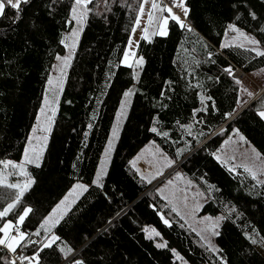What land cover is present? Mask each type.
<instances>
[{"label": "trees", "instance_id": "16d2710c", "mask_svg": "<svg viewBox=\"0 0 264 264\" xmlns=\"http://www.w3.org/2000/svg\"><path fill=\"white\" fill-rule=\"evenodd\" d=\"M141 1L107 0L105 4V0H94L89 5L91 11L64 71L41 166L26 165L25 178L32 183L20 203L0 219V227L6 221L15 224L18 214L31 208L19 229L31 240L43 238V232L40 237L31 233L73 185L82 183L87 190L50 233L60 240L40 252V264H68L59 251L65 245L84 264H264V246L245 238L253 230L264 235V183L240 169L229 171L216 159L222 143L236 131L264 159V120L257 115L264 93L254 99L244 94L247 103L238 106L240 84L223 71L231 66L245 76L252 74L264 68V56L235 44L221 48L230 44L225 37L233 24L260 41L258 47L264 51V31L260 30L264 0H184L185 28L170 20L165 36L138 43L136 57L144 63L137 81L134 67L123 66L121 59ZM50 5L51 0H31L23 6L19 21L0 18V172L7 173L1 175L8 183H24L11 167L5 169L4 162H14L19 155L28 125L35 122L46 72L64 54L61 41L73 23L72 0ZM6 11L10 17L12 12ZM132 88L134 94L106 161L103 187H97L94 181L123 94ZM201 94L213 98L216 110L209 107L208 112L198 113L197 119L203 122L196 123L192 113L202 106ZM234 108L236 115L225 120L224 114ZM190 123L191 136L181 127ZM153 127L168 136L152 132ZM151 141L173 166L183 161L175 170L205 198L199 215L223 217L214 238L217 253L208 251L159 199L160 183L149 190L155 181L141 179L131 167V160ZM12 191L0 188V210L11 202L5 194ZM38 247L21 246L17 251L31 256ZM8 259L9 251L0 246V264Z\"/></svg>", "mask_w": 264, "mask_h": 264}, {"label": "rangeland", "instance_id": "374dc122", "mask_svg": "<svg viewBox=\"0 0 264 264\" xmlns=\"http://www.w3.org/2000/svg\"><path fill=\"white\" fill-rule=\"evenodd\" d=\"M164 1H167L168 4H166ZM153 0H148L147 3H144V13L143 15H140L139 11L135 18L134 24L132 28L130 29V37L129 40L132 41L131 46V52L135 54V56L129 57V64H132V67H134V72H139L141 67L136 66V59H139L136 57V50L138 43H140V40H142V37L147 36V39L149 40L156 34L161 26L163 25V20L165 17L168 16L166 11H162L161 9L165 6L172 7L173 0H155V2L160 5V8L158 9H152L151 3ZM143 3V0L141 1ZM185 4V3H184ZM173 13L176 15H179L181 20L185 18L183 11L180 8L173 7L172 8ZM149 14L152 15V21L149 22L148 16ZM139 15V26L136 25V19ZM171 19H168V22ZM72 27L71 30L68 33L64 34V45H68V47H65L64 54L60 57H69L70 59L72 57V53L74 51V46L77 41V37L79 35V31H81L82 23L77 24L76 21L72 20ZM166 29V33L168 32V23L166 26H164ZM133 29H135V32H133ZM145 29L147 30L145 32ZM76 32L77 35L73 36L72 33ZM161 36V35H158ZM165 36V35H163ZM248 36V35H245ZM250 37V36H248ZM226 42L230 44L235 45H241L243 44L245 48H253L257 47L255 45H251L247 43L244 40V37L240 36L239 33L231 32L229 29L226 34ZM129 40L126 46L125 51H129ZM259 50L263 51L262 48H259ZM123 57L121 59V64L123 66H126L122 63ZM70 62V60H69ZM69 62L67 66L69 65ZM67 66H64V62L62 60H55V63L53 64V67L50 72H46V76L44 79L43 87L41 89V95L39 99V102L35 108L34 116H33V125H28V131L26 133V136H24L23 142L21 144V147L19 149V155L16 160L9 161L11 163L16 164V168H11L12 172H17L15 176H21L23 180V184L27 183L29 180L28 178H25V174L21 172V168H23V171L25 173V167L27 164L25 162L24 158V152L26 148H29L30 150L32 148H36L37 150L43 149V152L45 150L46 142L43 138L46 136L49 132L53 116L56 111L57 106V98L60 94V90L63 84V77H64V71L66 70ZM128 68V66H126ZM63 68V73H61L60 69ZM248 77L242 80L240 84V96L241 101H244V94L249 99H254L258 96V94L264 93V68L258 69L252 74L247 75ZM52 80V84L49 85L48 81ZM133 90V88L131 89ZM244 91V92H243ZM248 92H252L254 95L250 97L248 95ZM48 97V102H45V98ZM131 97H129L127 101V106L123 111V114H121V107L118 111V117L117 122L115 124L114 129L116 130L117 134V128L119 121L122 119L123 115L125 114L129 103H130ZM124 101V99H123ZM43 109V111H42ZM47 128L48 131H44V129ZM113 129V130H114ZM35 130V131H34ZM116 135H112L108 141L107 147L105 148V153L102 158L101 165L99 167L98 172H103L106 170V164L108 157L110 155V152L112 150V146L115 142ZM31 141V143H29ZM111 143V150L108 151L109 144ZM222 148L220 152L217 153L216 157H219V160L226 168H234L240 169L242 171H245V167L250 169V171H245L249 173L251 176L254 173L257 177V181H264V159L261 157V155L257 152V150L252 147L249 143L245 142L241 139L240 135L235 134L234 136L229 137L227 140L222 143ZM42 152V153H43ZM107 152V155H106ZM29 155H32V152H29ZM234 157V159H233ZM169 160L163 154L159 148L155 145L154 142H149L146 144L138 153L137 155L131 160V167L136 170L139 175L143 176L145 180H151V182L155 181L151 187L159 184L157 187V192L159 199H162L164 201L165 205L170 208V210L173 211V208L176 211H173L181 221L185 224V226L195 232L199 239L201 240L202 244L207 248L208 251L213 252L209 250V245L214 247L216 249V245L214 243L215 235H213V231L218 232L221 219H219V226L216 227V222L218 218H221V216L217 217H211V216H200L199 212L200 209L203 206L204 203V195L197 189L192 182L184 176L179 170L177 169V165H174L171 163V166H169ZM11 167V166H9ZM169 167H172L171 170L166 171ZM2 169H0L1 171ZM234 170V171H235ZM173 171V172H172ZM233 171V172H234ZM172 172V173H171ZM7 175V173H1L0 177H5L4 175ZM11 175V174H10ZM171 181V183H169ZM76 185H84L82 183H77L72 186V188L67 191V193L63 196V198L57 202V204L51 209L49 215L55 213L54 218L63 217L74 205L76 200L81 196V194L84 193L79 188H75ZM86 186V185H84ZM87 187V186H86ZM75 188V191L73 189ZM67 197V199H65ZM63 202V203H62ZM44 218V219H45ZM43 219V220H44ZM42 220V221H43ZM61 218L59 219V221ZM41 221V222H42ZM7 222V221H6ZM41 224V223H40ZM39 224V225H40ZM51 224V222H50ZM57 224H55L54 227H56ZM3 226V225H2ZM54 227H51L50 232L48 233L49 236ZM39 228V226H38ZM38 230V229H37ZM41 232H43L41 230ZM44 233V232H43ZM15 231L11 233V235H15ZM45 234V233H44ZM3 237V233H2ZM6 249V248H5ZM7 250V249H6ZM8 251V250H7ZM217 253V251L213 252ZM264 254V252H263Z\"/></svg>", "mask_w": 264, "mask_h": 264}, {"label": "snow or ice", "instance_id": "6c2138e0", "mask_svg": "<svg viewBox=\"0 0 264 264\" xmlns=\"http://www.w3.org/2000/svg\"><path fill=\"white\" fill-rule=\"evenodd\" d=\"M31 2V0H0V18H10L12 20L13 23L19 21L21 19V14L24 11V7L28 5ZM59 2V0H51V5H55ZM94 0H72V5L70 8V13H71V19L76 21L77 24H81L82 21L87 17L89 11H91V9L89 8L90 4H93ZM148 0H143V3H141L140 8H139V13L140 15H143L144 13V3H147ZM107 3V0H105V4ZM176 7V8H180L183 13L184 16L187 17L188 14V8L185 6L184 4V0H173L172 3V7H168L165 6L164 8H162V11H166L168 16L164 18L163 20V25L166 26L168 23V19L170 18L171 20L175 21V23L177 25H179L181 28H185L186 25L184 24V22L181 20L179 15H176L175 13H173L172 8ZM151 8L152 9H158L160 8V5H158L155 0H153V2L151 3ZM9 10L12 12V15L9 17L8 15V11ZM249 15L253 18L256 19V15L254 12H249ZM152 15L149 14L148 16V20L149 22L152 21ZM237 19H239V17H237ZM136 25L139 26V15L136 19ZM164 26H161V28L159 29V31L156 33L158 35H166V29ZM228 29L231 32L234 33H239L240 36L244 37V40L251 44V45H255L257 47H253L251 49H247L249 51H253L256 53L257 56H264V51L259 50V44L260 41L245 36V34L240 31L238 29V27H236L233 24H229L228 25ZM189 31H191V28L188 29ZM261 31H264V28L260 29ZM147 30L145 29V32ZM133 32H135V29H133ZM73 36L77 35L76 32L72 33ZM142 39H147V36L142 37ZM61 43H63V41H61ZM131 46H132V41L129 40V51H125L123 54V61L122 63L125 64L128 67H132V64H129V57L130 56H135L134 53L131 52ZM231 44H223L221 45V48H228L231 47ZM239 47H244L243 44L238 45ZM65 47H68V45H65ZM209 60L212 59V53H209L208 56ZM57 60H62L64 62V66H67L69 60H70V56L69 57H60L57 56L56 57ZM213 63H215V61H212ZM136 66L140 67L143 65L144 60L143 58H139L136 59L135 61ZM61 73H63V68L60 69ZM224 73H226L228 76H231L233 79H235V83L236 84H241V80L239 78H236L235 76V72L234 69L231 66L225 67L223 69ZM134 78L139 81V72L135 73ZM217 79H219V77H217ZM49 85L52 84V80L48 81ZM133 91L130 89L126 92H124V101L121 104V114H123L124 109L127 106V101L129 99V97H131L133 95ZM161 96L165 95L164 91H161L160 93ZM248 95L250 97H252L254 94L252 92H248ZM199 100H200V104L202 105L200 108H196L193 110L192 113V117L193 120L196 123H202V119L198 120L197 119V114L198 113H206L209 111V107H211V109L213 111L216 110V106H215V102L213 100V98L211 96H204V95H200L199 96ZM208 101H211V105H209ZM45 102H48V97L45 98ZM243 103H247V101H240L237 100V105L238 106H242ZM43 111V109H42ZM237 109L234 108L232 111L227 112L224 114V119L228 120L233 118L236 115ZM54 114V113H53ZM257 115L260 117V119L264 120V101L261 102V107L260 109H258L257 111ZM181 127H183L186 132L188 133L189 136L192 135V128H193V124H187V125H181ZM89 128H91V124L89 125ZM35 131V130H34ZM44 131H48L47 128L44 129ZM152 132L157 133L158 135H163L165 137L168 136L167 132H163V133H159L157 131V128L153 127L151 129ZM223 131V130H222ZM235 134L238 135V131L235 132ZM116 135V130H113V136ZM200 135H203V133H200ZM85 136H87V133H85ZM195 139V137H193ZM45 141L47 140V137L45 136L43 138ZM241 139L243 140V137H241ZM29 143H31V141H29ZM111 150V143L109 144L108 147V151ZM32 152V155H29V152ZM42 152L43 149L41 148L40 150H37L36 148H32L31 150L29 148L25 149L24 152V158H25V162L29 163V164H33L35 167H40L41 166V156H42ZM107 155V152H106ZM219 160V157H216ZM234 159V157H233ZM169 166H171V161L168 162ZM9 166H11V168H16V164L11 163V162H4V167L5 169L9 168ZM234 168H229V171H234ZM245 171H250V169H248L247 167H245L244 169ZM21 172L23 174L26 175V173H24L23 168H21ZM12 174V173H9ZM103 170H101V172L97 173L96 179L94 181V183L96 184L97 187H103V185L101 184V180H102V176H103ZM141 179H144V177L142 176ZM252 179L256 180L257 177L256 175L253 173L252 174ZM150 182V181H149ZM32 183L31 180H29L27 183L25 184H20V183H8L7 182V177H4L2 179H0V188H5V189H11L13 190L12 192H8L5 195L11 198V202L7 203V205L3 208V210H0V219H3L4 217H6L15 207L17 204L20 203L22 197L24 196V192L27 190L28 186ZM169 183H171V181H169ZM258 183H264V181H259ZM75 188H79L82 191H86L87 187L84 185H76ZM75 188L73 189V191H75ZM67 199V197L65 198ZM63 203V202H62ZM32 211L31 208H25L23 209L22 213L18 214V217L15 221V224L12 221H7L3 224L2 227H0V233H3V237H0V246H3L4 248H6L9 252L11 253H16L17 251V247H28L29 245H38L39 247L33 252V254L31 256H18L16 260H12V259H8L7 260V264H24V261H27L28 264H40L39 262V256H40V252H42L44 249L46 248H51L57 241L60 240L59 236L56 235H51L49 236L48 233L51 230V227H54L55 224L59 223V218H54L55 217V213L49 215L48 217H46L41 224L39 225V228L37 231L31 233V235L36 236V237H40L41 236V230L45 233V235L43 236V238L41 239H37V240H31L28 238V234L25 232L20 231L19 229V225H23L25 218L29 215V213ZM173 211H176L173 208ZM161 219L164 221V223L166 225L169 224V221L167 219H164L163 216H161ZM219 219H223V217L218 218L217 222H216V227L219 226ZM51 222V224H50ZM170 226V225H169ZM15 231V235H11V233ZM213 235H219L218 232L213 231L212 233ZM156 235H159V233H156ZM257 237H260V239H257ZM151 238V237H149ZM252 245H257L260 244L262 246H264V235H262L259 232H256L255 230H253L251 233H247L246 237H245ZM26 241V243H24ZM158 248H163L166 247V244H157L156 245ZM209 250L215 252L217 251V249H215L214 247H212L211 245H209ZM59 251L64 254V259L67 260L68 264H84V262L80 259H78L75 255H73L74 249L71 247H68L67 245H65L64 248H59ZM69 257H71L69 259ZM222 259V258H221Z\"/></svg>", "mask_w": 264, "mask_h": 264}, {"label": "built area", "instance_id": "2783aa9c", "mask_svg": "<svg viewBox=\"0 0 264 264\" xmlns=\"http://www.w3.org/2000/svg\"><path fill=\"white\" fill-rule=\"evenodd\" d=\"M164 2L166 4H168L166 1H164ZM234 72H235L236 78H239L241 81L244 80L245 78H247V76H245V74L241 70H239V69L235 70ZM9 255H10V259L16 260L17 257L18 256H21L22 254H21L20 251H16V253L9 252ZM18 264H19V261H18ZM24 264H28V262L27 261H24Z\"/></svg>", "mask_w": 264, "mask_h": 264}, {"label": "water", "instance_id": "95a60500", "mask_svg": "<svg viewBox=\"0 0 264 264\" xmlns=\"http://www.w3.org/2000/svg\"><path fill=\"white\" fill-rule=\"evenodd\" d=\"M183 162V161H182ZM182 162H180L178 165H177V167L182 163ZM152 188H153V186L149 189V190H152ZM148 190V191H149ZM67 262V261H66Z\"/></svg>", "mask_w": 264, "mask_h": 264}]
</instances>
